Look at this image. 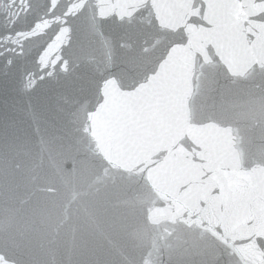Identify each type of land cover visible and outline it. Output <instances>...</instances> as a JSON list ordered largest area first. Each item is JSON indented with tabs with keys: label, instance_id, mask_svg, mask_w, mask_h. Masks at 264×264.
Listing matches in <instances>:
<instances>
[{
	"label": "snow or ice",
	"instance_id": "1",
	"mask_svg": "<svg viewBox=\"0 0 264 264\" xmlns=\"http://www.w3.org/2000/svg\"><path fill=\"white\" fill-rule=\"evenodd\" d=\"M42 29L56 30L49 48L68 38L83 53L61 61L63 74L83 71L54 119L84 143L90 178L49 173L64 138L34 149L6 121L0 190L24 207L0 224L5 246L63 264L56 254L70 234L73 251L104 253L102 264H171L172 239L187 233L199 264H264V0H0V56L23 54ZM222 79H259L249 100L258 142L235 122L239 105L224 103ZM0 264L20 261L3 251Z\"/></svg>",
	"mask_w": 264,
	"mask_h": 264
},
{
	"label": "water",
	"instance_id": "2",
	"mask_svg": "<svg viewBox=\"0 0 264 264\" xmlns=\"http://www.w3.org/2000/svg\"><path fill=\"white\" fill-rule=\"evenodd\" d=\"M29 21L21 20L16 27L25 29ZM112 35L119 38L125 29L118 24L106 26ZM44 35L24 42L23 54L5 52L0 56V126L6 121L12 120L19 133L27 137L35 149L44 137H63V147L53 153L55 167L48 166L49 173H55L56 167L65 173L71 174L75 170V176L81 181H87L89 174V157L84 143L75 138L68 127L54 119L56 101L61 93L70 92L76 77L83 69H77L70 74H63V59L75 60L83 53L78 44L73 40L69 47V39L63 38V46L60 42L49 48L54 29L41 30ZM41 58L43 63H41ZM9 61H11L9 63ZM47 66V67H45ZM55 72L57 74L49 75ZM43 77V78H41ZM31 81L29 84L28 81ZM222 84L231 91L225 96L224 103L227 106L239 105L236 111L239 115L234 117L241 129H252L254 137L259 135V128L253 127L260 119L258 105H252L249 100L252 96L259 95V79L253 83H233L222 79ZM55 186L61 188L57 179ZM103 191V190H102ZM60 193H41L38 199L43 201H59ZM34 198V202H35ZM19 200L13 199L5 191L0 190V224L6 222L9 208H21ZM23 227V221L17 220L11 223L9 231L13 234ZM5 234L0 232V252L7 251L20 264H46L52 259L51 254H46L36 247H6ZM173 248L171 256L166 253L165 260L171 259V264H199V256L194 246V239L187 233H182L180 239L175 237L171 241ZM108 257L104 253H96L88 250L73 251L71 236H65V247L56 254V259L63 264H102Z\"/></svg>",
	"mask_w": 264,
	"mask_h": 264
}]
</instances>
